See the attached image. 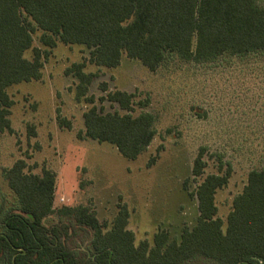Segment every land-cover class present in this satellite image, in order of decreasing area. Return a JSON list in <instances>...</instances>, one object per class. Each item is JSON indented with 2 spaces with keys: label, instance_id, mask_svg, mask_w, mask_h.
<instances>
[{
  "label": "trees",
  "instance_id": "obj_1",
  "mask_svg": "<svg viewBox=\"0 0 264 264\" xmlns=\"http://www.w3.org/2000/svg\"><path fill=\"white\" fill-rule=\"evenodd\" d=\"M38 29L41 43L83 44L88 56L64 69L75 78L74 100L89 104L82 113L78 138L108 142L119 154L135 159L155 135V117L132 115L133 94L89 87L98 76L86 65L114 68L122 55L137 59L150 71L174 57L198 64L224 57L264 53V2L260 0H0V132L12 133L13 101L7 89L40 80L49 50L33 45ZM31 52L27 57L25 53ZM114 103L123 111L98 108ZM145 99L142 105H146ZM71 129V124L58 119ZM34 134L32 127H29ZM161 146L157 148L159 151ZM200 147L192 161L191 180H201L188 192L196 199L197 216L177 237L159 227L152 241L135 242L127 228L129 210L118 205L114 216L100 221L87 205L53 206L56 174L26 170L23 159L3 170L16 201L0 205V264H264V168L251 169L246 184L222 219L216 192L225 187L231 166L221 160L217 172L202 176L206 162ZM154 161L151 157L148 164ZM189 178L183 182L187 188ZM54 220L47 222L49 216Z\"/></svg>",
  "mask_w": 264,
  "mask_h": 264
},
{
  "label": "rangeland",
  "instance_id": "obj_2",
  "mask_svg": "<svg viewBox=\"0 0 264 264\" xmlns=\"http://www.w3.org/2000/svg\"><path fill=\"white\" fill-rule=\"evenodd\" d=\"M41 34L36 29L32 36L34 46L50 51L42 78L7 89L13 101L8 116L12 133L0 132V205L16 201L3 170L23 159L27 171L40 174L46 167L55 172L54 207L87 205L100 221H109L125 203L127 228L136 243L151 242L159 227L177 237L197 216L196 199L188 192L201 177L191 180L190 171L198 149L204 147L202 176L216 173L219 160L232 169L227 185L215 195L217 215L224 219L248 172L264 168V53L203 64L174 57L153 72L125 55L114 68L88 63L84 70L98 73L89 94L97 99L105 95L100 89L105 83L108 90L133 94L132 115L146 111L155 117L152 141L137 158L127 159L108 142L77 137L89 104L74 100L75 78L65 75L64 69L87 57V48L61 42L48 48L41 43ZM25 55L30 57L31 52ZM97 99L96 106L104 112H123L116 104ZM145 99L148 103L142 105ZM58 119L69 122L71 129ZM151 157L154 161L148 164ZM186 178L190 180L184 189ZM54 218L49 216L47 222Z\"/></svg>",
  "mask_w": 264,
  "mask_h": 264
}]
</instances>
